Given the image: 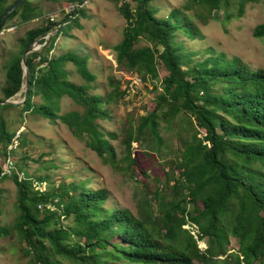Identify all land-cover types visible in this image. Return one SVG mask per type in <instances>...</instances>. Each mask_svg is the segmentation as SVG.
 I'll use <instances>...</instances> for the list:
<instances>
[{
  "label": "trees",
  "instance_id": "1",
  "mask_svg": "<svg viewBox=\"0 0 264 264\" xmlns=\"http://www.w3.org/2000/svg\"><path fill=\"white\" fill-rule=\"evenodd\" d=\"M19 1L0 0V20ZM40 1L84 0H24L9 14L0 34L15 19L22 25L41 17ZM115 1L126 22L122 40L113 47L117 65L144 83L159 78V67L167 72L153 109L140 116L137 124L130 120L120 129L124 169L132 171L136 165L133 144L143 146L150 140L161 145V122L171 126L181 114L190 118L191 138L183 140L179 159L171 162L178 174L169 179L171 197L151 192L155 206L145 200L134 216L126 209L105 208L107 191L89 187V180L72 181L54 194L38 192L34 181L44 182L46 177L34 180L24 172L22 180L17 174L2 176L0 166V182L11 178L17 189L13 229L24 244V254L33 264H264V70H254L239 57L227 59L222 53L189 67L190 55L177 41L179 34L192 41L199 38L194 14L188 12L195 7L205 9L208 16L223 11L225 20H230L232 6L231 14L242 17L249 3L260 0H186L165 16H160L164 9L153 4L155 0ZM79 16H87L85 9L73 11L62 21L47 20L18 38L0 102L15 96L24 84L25 50L58 30L40 41L46 42L41 51L27 56L30 78L24 104L0 108V157L14 153L9 146L16 135L7 128L2 112L17 107L22 114L39 115L53 124L61 121L104 162L116 163L111 141L118 136L105 132L97 120L109 117L105 105L124 97L121 83L110 77L109 92L92 94L97 76L88 70L86 58L72 52L50 56L63 25ZM75 25L80 27L79 20ZM253 36L264 38V23L254 27ZM141 41L148 45L138 47ZM68 63L75 66L83 84L65 79L63 68ZM215 85H220L218 94L210 92ZM154 90L158 91L156 84ZM35 97L40 103L34 102ZM63 97L83 110L59 114ZM18 140V146H23L24 138ZM2 196L0 189V217ZM62 218L70 222L65 224ZM6 234L8 230L0 225V235ZM114 237L118 242L111 240ZM230 237L238 242L234 252L228 249Z\"/></svg>",
  "mask_w": 264,
  "mask_h": 264
},
{
  "label": "rangeland",
  "instance_id": "2",
  "mask_svg": "<svg viewBox=\"0 0 264 264\" xmlns=\"http://www.w3.org/2000/svg\"><path fill=\"white\" fill-rule=\"evenodd\" d=\"M40 3L43 11L41 17L22 25L17 24L18 19H15L8 23L0 34V98H4L2 88L6 79V67L11 52L16 50L18 38L24 36L28 30L47 22L50 14H54L53 20L56 21H62L66 17L65 9L68 4L47 1ZM184 3L186 0H155L153 4L161 6L164 13L160 16H165L170 8H179ZM118 5L115 0H88L83 8L87 16H79V19L74 18L70 24L63 25L55 47L50 53V56H59L72 52L86 58L88 70L97 76L93 83L95 88L90 91L92 94L105 95L109 92L110 77L121 83V90H125L124 97L105 105L109 110V117L97 120L105 132H113L118 136L116 140L111 141L115 164L104 162L88 149L83 141L76 139L61 121L53 124L39 115L22 114L17 107L3 111L2 117L7 128L16 135L19 134V139L25 140L24 145L17 146L10 156L13 158L15 168L34 180L39 177L47 178L44 182L34 181V190L54 194L72 181L89 180V187L103 188L107 191L108 200L105 208L126 209L134 216H138L139 210L145 206V200L151 201L155 206L151 192L158 190L160 194L171 197L169 186L173 182H169V179L173 175L174 177L178 175L171 162L179 159L183 140L191 138L190 118L181 114L171 126L161 122L159 129L161 145L158 141L150 140L143 146L133 144L132 157L135 158L136 165L132 168L133 172L124 169L127 163L123 162L124 148L120 144L122 139L120 129L130 120L137 124L140 116L153 109L155 98L162 90L161 82L167 72L159 67V78L155 82H142L128 91L129 78L134 75L117 65L113 49L122 40L126 25L118 12ZM232 11L233 6L228 12L231 15L230 20H225L223 11H215L211 16H208L207 11L201 7L188 11L194 14L193 20L200 35L194 41L178 35L177 41L183 42L182 50L190 55L192 63L189 67L222 53L227 59L239 57L254 70H264V38L257 39L253 36L254 27L264 23V0L249 3L242 17H236V13L231 14ZM77 20L80 27L75 25ZM146 45H148L146 42L141 41L138 47ZM63 69L66 72V80L75 85L85 82L77 74L72 63L66 64ZM154 84L157 85L158 91L154 90ZM210 92L220 93V85L211 87ZM22 98L23 89L13 99L19 101ZM40 101L39 97L34 98L35 103ZM73 110L82 111L83 108L70 98L63 97L59 114ZM201 132L203 133L202 130ZM17 142L19 144V140L16 139V145ZM19 174L22 176V173ZM7 181L4 182L6 192L2 196L3 212L0 225L8 230V234L0 235V264H33L31 257L24 254V244L13 229L17 217V189L11 178ZM49 207L56 210L54 205ZM62 222L68 224L70 220L62 218ZM111 240L118 242L119 239L114 237ZM229 241V251H236L237 240L230 237Z\"/></svg>",
  "mask_w": 264,
  "mask_h": 264
},
{
  "label": "water",
  "instance_id": "3",
  "mask_svg": "<svg viewBox=\"0 0 264 264\" xmlns=\"http://www.w3.org/2000/svg\"><path fill=\"white\" fill-rule=\"evenodd\" d=\"M24 0H20L16 5H14L13 7H11L5 14L4 16L1 18L0 20V28L3 25V23L6 21L7 17L9 16V14L11 12H13ZM56 1H60V2H65V1H72V0H56ZM58 32V30H55L52 33H48L46 35L41 36L40 38H38L33 44H31L24 52V54L22 55V59H21V65H22V69H23V76H24V84L21 87V90L23 89V98L19 101L13 99L15 96L6 99V100H2L0 102V108L2 106H6V105H11V106H22L24 104V101L27 97V93H28V88H29V78H30V72L26 63L27 60V56L33 52H37L39 51L43 46H45V44H40L41 40H48L50 37L54 36L56 33Z\"/></svg>",
  "mask_w": 264,
  "mask_h": 264
},
{
  "label": "built area",
  "instance_id": "4",
  "mask_svg": "<svg viewBox=\"0 0 264 264\" xmlns=\"http://www.w3.org/2000/svg\"><path fill=\"white\" fill-rule=\"evenodd\" d=\"M87 2H88V0H84L82 3H80V2L69 3L67 8L65 9V15H68L77 9L85 8ZM48 19L53 20L54 14H50L48 16ZM142 82L143 81L139 76H137V75L131 76L129 78V83H128L129 89H128V91L133 90L134 87L141 84ZM18 138H19V134L15 135V137L12 139L11 145L9 146V150H14L17 148L18 145H16V139L18 140ZM17 144H18V142H17ZM0 166L2 167V174H1L2 176H7V175L11 176L12 174H17L19 180H22L25 177L23 173H22V176H20L21 174H19V173H21V172H18L17 168H15L13 158H10V156H8L7 158L0 157ZM33 187H34V185H33ZM193 230H195V229H193Z\"/></svg>",
  "mask_w": 264,
  "mask_h": 264
},
{
  "label": "crops",
  "instance_id": "5",
  "mask_svg": "<svg viewBox=\"0 0 264 264\" xmlns=\"http://www.w3.org/2000/svg\"><path fill=\"white\" fill-rule=\"evenodd\" d=\"M4 182H8L7 179L4 180L3 183H0V188H1V190H2L3 193L6 192V188H5L6 183H4Z\"/></svg>",
  "mask_w": 264,
  "mask_h": 264
}]
</instances>
